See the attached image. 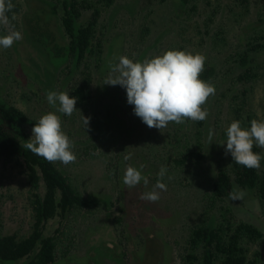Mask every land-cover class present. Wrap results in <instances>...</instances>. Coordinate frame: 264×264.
Instances as JSON below:
<instances>
[{
	"label": "trees",
	"instance_id": "16d2710c",
	"mask_svg": "<svg viewBox=\"0 0 264 264\" xmlns=\"http://www.w3.org/2000/svg\"><path fill=\"white\" fill-rule=\"evenodd\" d=\"M12 3L16 18L11 23L22 34V39L8 49L0 48L1 53H6L7 60L0 75L4 83L8 78L11 83H19L18 71L33 68V75L27 74L29 85L22 90L25 100L21 102L35 98V103L43 108L41 117L47 111H55L48 104L46 93L67 91L77 98L78 110L70 117L57 113L61 121L76 120L75 128L79 131L90 136L101 135L100 144L106 143L114 149H121V145L139 147L141 133L125 134L136 127L145 133L142 137L151 138L154 144L161 138V144L168 141L174 155H168L164 162L172 166L182 167L187 162H194L201 177H205L210 170L203 163H209L213 169L212 177L199 200L204 206H201L202 218L194 220L189 216L191 212L185 211L178 219L182 222L184 261L187 264H264L261 257L264 234L251 223L236 219L228 202L232 201L230 192L242 189L254 194L264 207V168L248 169L236 164L232 158L225 162H207L206 120H186L182 124L170 122L161 131L149 128L134 114V106L128 104L124 88L104 84L110 72L105 55L113 53L114 43H118L120 56L143 61L144 55L137 53L148 47L150 53L146 58L170 49L182 51L185 45L183 33L188 26H198L208 41L218 34L225 40L222 58L218 56L221 52H216L215 61L205 62L200 75V79L210 82L216 89L215 95L210 96L203 107L211 114L215 113V106L220 107V101L228 97L226 105L232 119L239 120L242 127L250 128L253 118L246 107L247 96L253 83L264 78V0H12ZM8 16L11 19L12 12ZM228 33H231L229 37ZM4 34L5 29L0 26V35ZM154 38L160 40L159 43L153 44ZM19 47L31 50L26 55V65L18 57ZM152 50L159 54H152ZM118 58L111 64L117 63ZM28 60L36 64H29ZM2 89L0 159L20 162L33 221L25 236L0 235V264H54L60 257L57 240L63 233L62 225L69 212L96 209L105 201L81 196L55 163L25 149L24 145L30 139L29 131L32 133L38 119L30 118L9 101ZM81 115L90 117L86 129ZM253 151L264 156L261 147L254 146ZM154 159L157 161L156 157ZM123 161L127 162L124 158ZM263 164L264 159L261 160ZM167 169H170L169 165ZM154 184L150 182L151 187ZM215 203L217 208H213ZM212 212L214 214L210 216ZM114 216L111 215L116 229L121 227L115 242L120 247V257L126 259L127 264H145L144 257L140 260L136 252L154 254L148 245L149 239H146L148 233L137 232L133 237L138 243L134 246L127 227ZM152 231L148 237L151 240L154 239ZM248 244L256 247L251 253L252 260L248 258ZM160 261L158 256L152 264Z\"/></svg>",
	"mask_w": 264,
	"mask_h": 264
},
{
	"label": "rangeland",
	"instance_id": "374dc122",
	"mask_svg": "<svg viewBox=\"0 0 264 264\" xmlns=\"http://www.w3.org/2000/svg\"><path fill=\"white\" fill-rule=\"evenodd\" d=\"M161 13L163 12L161 11ZM140 16L142 17V15ZM154 20L157 18L154 17ZM221 21L218 20V23ZM221 24H224V21ZM200 31L198 26L197 28L188 26L187 31L183 33L185 45L182 51L187 50L194 54L201 53L206 57L205 62H214L217 57L216 52H221L218 56L222 58L225 51L223 37L218 34L208 41ZM211 32L210 34H212ZM230 35L231 33H228L227 36ZM159 41L155 40L153 44L159 43ZM117 44L114 43L113 53L111 51L105 55L107 62H109L108 66L110 63H114L121 54ZM18 51L21 63L26 65L25 58L28 57L26 55L31 50L19 47ZM149 51L148 47V49L138 51L137 54L142 53L143 59H145L150 53ZM152 52L155 55L159 54L154 50ZM5 54L3 51L0 52V74L4 71V63L7 62ZM14 57L18 58L16 53H14ZM40 59L42 60V58ZM27 63L36 64L29 60ZM7 68L13 70L10 67ZM32 70L31 67H25L21 72L18 71L19 83H11L9 78L4 83V78L0 75V90L4 86L2 93L6 94L9 101L14 102L30 118L39 119L43 113V108L35 103V98L21 102L25 100L22 98V90L29 85L27 80L30 79L26 78L27 74L30 75ZM11 71H7L9 75L12 73ZM32 75L33 73H31ZM91 77L93 78V76ZM224 82L222 81V83ZM227 100L228 97H225L223 101H220L222 103L220 107L215 106V113L211 114L209 109L207 110L209 113L205 128V139L209 146L206 152L207 162L216 160L225 162L232 158L230 154L225 155L226 129L234 120L228 112ZM246 107L253 119L264 120V78L253 83V87L247 96ZM48 112L50 111L46 113ZM76 122L74 119L70 122L63 120L62 129L74 142L73 151L77 159L75 163L67 166L60 162H55V164L69 177L71 186L81 196L104 200L105 203L100 204L96 209H74L69 212L62 225L63 233L57 240L60 257L54 264H127L126 259L117 256L115 253L116 247L114 245L118 240L117 235H120L121 227L116 229L111 217L112 214L125 224L131 234L134 246L138 243V240L133 237L137 232L148 233L146 239H149L147 240L148 245L154 250V254L148 255L145 252L143 254L140 250L136 252L140 260L144 257L145 264L156 262L158 256L161 259L159 264H187L181 250L184 244L182 242L183 233L180 232L182 222L178 219L185 211L191 212L189 216L194 220L202 218L201 206L203 204L201 201L199 204V200L206 190L210 177H212L213 169L209 163H203L207 167L209 166L210 171H208V175L201 177V172L194 162H187L182 167L172 166V164L164 162V159L172 152L168 147V141L163 142L164 145L161 144L162 138L160 141L157 139L158 142L154 144L151 142V138L142 137L145 133L133 127L125 134L133 136L135 131L141 133L140 146L128 148L121 145V149H114L107 146L106 143L100 144L98 142L99 138L102 137L101 135L90 136L87 132L79 131L78 128H75ZM210 129L213 131L211 141H209ZM31 136L32 133L29 131V137L31 138ZM115 142L119 144V142ZM222 143L225 144L221 145ZM161 146L165 147L160 149ZM128 153L132 154L131 159L124 162L123 158ZM262 154L264 155V148ZM152 157H156L157 161ZM129 164L137 168L141 164L145 165L142 169V175L148 177L149 183L147 185L141 181L135 187L128 188L123 183L124 172ZM168 165L170 169H167V174L162 181L167 185V190H157L160 191V199L157 202L141 200L142 193L152 190L153 187L150 186V182L156 183L157 173L161 166L167 167ZM262 168H264V164L261 165ZM228 202L233 208L236 219L251 223L264 234V207L260 205L254 194L246 193L242 200ZM106 208L108 209L106 210ZM213 208H217L216 203ZM212 214L214 212L210 213V216ZM31 215L28 187L20 162L0 159V235L11 233L21 236L27 235L33 221ZM151 230H154L152 231V238L157 241L148 238ZM116 246L118 245L116 244ZM247 247L250 250L248 258L252 260L251 253L256 247L249 244ZM261 257L264 258V254Z\"/></svg>",
	"mask_w": 264,
	"mask_h": 264
},
{
	"label": "clouds",
	"instance_id": "9594fccd",
	"mask_svg": "<svg viewBox=\"0 0 264 264\" xmlns=\"http://www.w3.org/2000/svg\"><path fill=\"white\" fill-rule=\"evenodd\" d=\"M14 7L12 0H0V26L5 29V34L0 35V48L3 49L10 48L14 42L22 39V34L11 23L16 18ZM10 12L11 19L8 16ZM205 60L206 57L201 53L177 49L166 50L143 61H134L121 55L117 63H110V72L104 84L124 88L128 104L134 106V114L149 128L161 131L170 122L182 124L186 120L204 121L209 113L203 106L216 91L213 84L200 79ZM46 99L55 111L42 115L35 122L31 129L32 136L24 147L49 163L60 162L65 166L75 163L77 156L73 151L74 142L63 131L61 116L57 113L72 116L78 110L77 98L70 96L67 91H48ZM81 118L85 129L88 128L90 117L81 115ZM212 136L213 131L210 129L209 141ZM226 136V156L230 154L236 164L248 169L261 167L264 156L254 152L253 147L264 148V120H251L250 128H244L239 120H233L226 129ZM131 156L128 153L124 159L130 160ZM144 167L143 164L139 168L129 164L124 172L123 183L128 188L135 187L141 181L147 185L148 177L142 175ZM166 174L167 167L161 166L152 190L142 193L140 199L157 202L160 199V191L157 190H167V185L162 182ZM245 195L244 190L234 189L229 193V198L242 200Z\"/></svg>",
	"mask_w": 264,
	"mask_h": 264
},
{
	"label": "flooded vegetation",
	"instance_id": "af4514ba",
	"mask_svg": "<svg viewBox=\"0 0 264 264\" xmlns=\"http://www.w3.org/2000/svg\"><path fill=\"white\" fill-rule=\"evenodd\" d=\"M118 245V244H117ZM116 247L115 249V253L117 254V256H120L119 253H120V247L119 246H116V244L114 245ZM118 247V248H117ZM119 251V252H117ZM117 260V259H116Z\"/></svg>",
	"mask_w": 264,
	"mask_h": 264
}]
</instances>
